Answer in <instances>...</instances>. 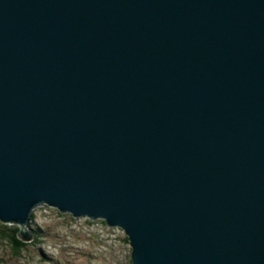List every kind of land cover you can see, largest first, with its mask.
Listing matches in <instances>:
<instances>
[{
    "label": "water",
    "instance_id": "water-1",
    "mask_svg": "<svg viewBox=\"0 0 264 264\" xmlns=\"http://www.w3.org/2000/svg\"><path fill=\"white\" fill-rule=\"evenodd\" d=\"M40 205L264 264V0H0V222Z\"/></svg>",
    "mask_w": 264,
    "mask_h": 264
},
{
    "label": "rangeland",
    "instance_id": "rangeland-1",
    "mask_svg": "<svg viewBox=\"0 0 264 264\" xmlns=\"http://www.w3.org/2000/svg\"><path fill=\"white\" fill-rule=\"evenodd\" d=\"M71 216L53 206L36 207L27 230L38 229L44 237L35 242L31 235L20 255L0 242V264H122L132 258L122 229L105 226L99 219Z\"/></svg>",
    "mask_w": 264,
    "mask_h": 264
},
{
    "label": "trees",
    "instance_id": "trees-1",
    "mask_svg": "<svg viewBox=\"0 0 264 264\" xmlns=\"http://www.w3.org/2000/svg\"><path fill=\"white\" fill-rule=\"evenodd\" d=\"M32 219L34 220V218ZM88 221L89 223H94L93 221H90V220ZM100 222H102L104 225L106 224L104 220H101ZM20 231H21V228L18 225L3 224L2 222H0V242H5L8 245H10L15 255H20L22 251L25 250L26 247L29 245L28 242L22 239ZM30 234L33 236V240L35 242L40 241L44 237V235L40 234V230L38 229H31ZM125 240L129 243V239L127 235H126ZM122 264H133V260L132 258L128 259L126 263H122Z\"/></svg>",
    "mask_w": 264,
    "mask_h": 264
}]
</instances>
